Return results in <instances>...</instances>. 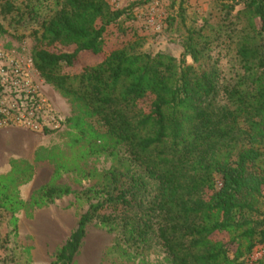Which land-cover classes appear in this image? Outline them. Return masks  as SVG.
Returning a JSON list of instances; mask_svg holds the SVG:
<instances>
[{
    "label": "trees",
    "instance_id": "1",
    "mask_svg": "<svg viewBox=\"0 0 264 264\" xmlns=\"http://www.w3.org/2000/svg\"><path fill=\"white\" fill-rule=\"evenodd\" d=\"M236 2L243 8L232 17L231 6L222 26L190 31L176 62L108 51L106 30L124 12L105 0H0V32L1 18L35 24L32 58L45 83L81 100L154 180L151 197L143 177L115 171L79 192L41 186L43 203L73 193L88 203L51 264L73 263L92 221L119 223L134 241L154 231L175 264H264L253 256L264 246V164L249 168L264 158V0ZM221 37L235 44L242 73L220 85L200 61ZM89 54L101 58L70 71Z\"/></svg>",
    "mask_w": 264,
    "mask_h": 264
},
{
    "label": "rangeland",
    "instance_id": "2",
    "mask_svg": "<svg viewBox=\"0 0 264 264\" xmlns=\"http://www.w3.org/2000/svg\"><path fill=\"white\" fill-rule=\"evenodd\" d=\"M21 6L24 0H9ZM113 12L123 15L106 30L107 50L125 48L132 52L168 55L178 62L190 31L222 26L225 13L235 17L243 8L236 0H105ZM1 18L0 47L20 56L32 57L35 24H19V17ZM233 20V18H231ZM101 57L83 55L71 72L96 63ZM186 63L191 64L190 58ZM201 67L218 73L219 84H228L242 73L235 44L225 37L213 43L200 61ZM36 70V68H35ZM37 71V70H36ZM66 70V72H70ZM40 88L64 119L55 131L18 129L24 137L12 138L0 159V264H51L56 248L65 243L88 203L74 193L53 203L39 196L44 184H54L79 192L104 184L110 171L144 178L147 197L154 193V180L132 160L124 143L74 96L64 95L45 83L37 71ZM225 103L219 92L215 104ZM264 149V147L262 148ZM263 161L254 167L261 168ZM264 194V187H263ZM115 224L112 228L92 221L84 234L72 264H175L154 231L141 241L127 237ZM264 254V246L253 256Z\"/></svg>",
    "mask_w": 264,
    "mask_h": 264
},
{
    "label": "built area",
    "instance_id": "3",
    "mask_svg": "<svg viewBox=\"0 0 264 264\" xmlns=\"http://www.w3.org/2000/svg\"><path fill=\"white\" fill-rule=\"evenodd\" d=\"M33 58L0 47V129L55 131L64 119L43 94Z\"/></svg>",
    "mask_w": 264,
    "mask_h": 264
},
{
    "label": "crops",
    "instance_id": "4",
    "mask_svg": "<svg viewBox=\"0 0 264 264\" xmlns=\"http://www.w3.org/2000/svg\"><path fill=\"white\" fill-rule=\"evenodd\" d=\"M8 136H11L12 138L14 137L13 140L15 139L16 141H19L21 137H24V134H20L18 128L0 129V159H2L5 156L4 154L7 152L4 149L11 145L10 143L12 142V138L8 139Z\"/></svg>",
    "mask_w": 264,
    "mask_h": 264
}]
</instances>
